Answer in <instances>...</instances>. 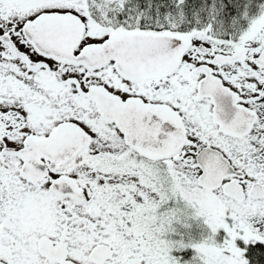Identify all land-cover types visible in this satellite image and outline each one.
Listing matches in <instances>:
<instances>
[{
	"label": "snow or ice",
	"instance_id": "obj_1",
	"mask_svg": "<svg viewBox=\"0 0 264 264\" xmlns=\"http://www.w3.org/2000/svg\"><path fill=\"white\" fill-rule=\"evenodd\" d=\"M0 264H264V0H0Z\"/></svg>",
	"mask_w": 264,
	"mask_h": 264
}]
</instances>
